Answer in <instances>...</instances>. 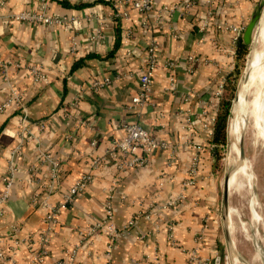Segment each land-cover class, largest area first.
<instances>
[{
	"label": "crops",
	"instance_id": "0c3cea01",
	"mask_svg": "<svg viewBox=\"0 0 264 264\" xmlns=\"http://www.w3.org/2000/svg\"><path fill=\"white\" fill-rule=\"evenodd\" d=\"M93 1L48 0L50 14L69 19L66 24L49 26L12 19L15 14L36 12L40 0H0V60L6 66L5 72L0 71V104L13 87L21 95L30 121L21 139L18 115L22 110L10 108L0 113V179L11 150L22 145L20 155L14 157L18 170L0 218L3 248L16 247V264H30L33 253L42 248L39 232L45 226L46 208L33 203L32 197L37 190L41 195L47 192L51 180L50 165L40 163L41 150L58 163L49 199L56 205L76 177L89 171L90 158L104 153L111 141L121 137L123 124L136 121L171 146L174 162H169L170 151L155 152L144 166L125 173L111 192L114 168L109 164L99 169L93 183L62 209L55 232L45 245L44 264L65 259L74 247L78 252L72 264H187L188 253L197 246L195 239L203 230L198 257L214 261L220 251V198L209 116L203 109L231 61L227 51L231 33L217 28L216 23L248 21L257 0H217L214 22L205 32H200L197 10L185 19L177 12L172 16L160 12L164 6L180 5L181 0H154L152 11L146 14L121 5L129 13L126 19L113 17L119 10L118 0L90 5ZM194 2L203 12L204 0ZM79 4L83 6L77 7ZM72 18L78 23H70ZM99 28L100 34L95 36L94 30ZM127 30L131 37L124 45ZM117 36L120 43L114 50ZM151 40L158 58L153 99L137 115L126 105L137 90ZM81 59L82 65L73 69ZM169 61L174 63L175 76L170 91ZM31 66L40 67L45 80L32 79L26 71ZM104 76L110 78L109 85L94 89L91 83ZM70 102L76 104L72 107ZM186 113L190 125L183 128ZM41 121L44 130L38 128ZM93 139L97 142L94 148L90 145ZM195 155L200 157L197 175L191 186L183 187ZM31 166H36L33 177ZM180 193L182 200L160 209ZM108 194L117 229L124 230L134 218L111 244L109 262L108 236L103 230L87 233L96 221L104 219ZM14 240L19 243L14 245Z\"/></svg>",
	"mask_w": 264,
	"mask_h": 264
},
{
	"label": "built area",
	"instance_id": "2783aa9c",
	"mask_svg": "<svg viewBox=\"0 0 264 264\" xmlns=\"http://www.w3.org/2000/svg\"><path fill=\"white\" fill-rule=\"evenodd\" d=\"M4 1V0H3ZM217 0H204V10L203 12H199L198 7L194 0H181L180 5L168 7L164 6L160 12H167L169 16H172L173 13L177 12L180 14L182 18H186L193 14V11L196 12V19L200 23V32H205L206 28L210 26L214 22V9ZM48 0H40L39 8L36 12L33 13H21L15 14L12 19L15 21L26 20L32 23H42L44 25H58V24H66L68 23V18L59 17L56 15H52L49 13L47 8ZM119 9L117 12H114V18H122L126 19L129 16L128 11L122 10L121 5L128 6L131 10L140 13L146 14L153 9L154 0H118ZM70 23H78L77 19L72 18ZM101 19L98 18V21ZM102 21V20H101ZM145 23H143L144 25ZM247 21L240 22L238 24H220L216 23L217 28H225L231 33V38L229 42L228 53L230 56L229 67L226 69V73H224L218 81L216 91L214 92L213 97L210 101L206 103L205 108L203 109V114L209 116V131L210 135H212V122L214 119V115L217 111V99L221 95L223 91V86L226 78V74L233 71L235 68V57L237 50V43L241 39V35ZM95 36H99L100 28L94 30ZM175 36V35H173ZM131 37V31L127 30L125 32L123 38V44H128V41ZM128 54L130 51H126ZM157 55H156V44L154 40L148 44L145 50V57L143 59V67L140 70L138 80H137V90L134 95L131 96L130 100L126 105V109L129 112L136 113L137 115L148 105L152 104V94H153V79L156 73L157 66ZM174 63L169 61L166 63V68L169 70L168 76V85L167 89L174 90L175 86V76L172 73ZM6 66L0 60V71L5 72ZM28 75L34 79L45 80V75L43 70L38 66L27 67L26 69ZM110 83V78L108 76H104L99 80H95L91 83L94 89H98L101 87L108 86ZM70 106H74L75 102H70ZM10 108H20L22 110L18 115V123H19V136L24 137L25 131L28 129L30 121L28 119V115L23 107V103L21 100V95L15 90L13 87L8 88L7 97L0 104V113L4 112ZM185 122L183 128L185 126L190 125V120L188 119V113L185 114ZM155 124L160 126V123L154 121ZM38 128L40 130H44L45 122L41 121L38 123ZM122 135L120 138L114 139L109 143L106 147L104 153L96 154L89 160V171L85 173L79 174L76 179L73 181L68 190L63 193L62 199L59 204L53 205L49 202L50 199V191L52 190L53 182L56 177V171L58 168V163L52 156L42 150L39 152L40 155V163H46L50 165V184L47 185V192H44L43 195L39 193V191H35L33 193L32 202L37 203L40 202L45 208L46 213L43 218L44 229L39 232L40 234V243L42 248L33 253L30 257V264H44V257L47 254L46 244L49 242V237L51 234L55 232V228L58 225V218L62 211V209L66 208V206L72 204L75 199L83 193L94 181L95 173L105 167L106 165H112L114 168V176L110 181V185L108 188V192H111L120 182L121 177L127 173L128 171H132L135 169H139L144 166L147 162L151 154L159 151H170L171 146L163 140H158L154 138L151 133L143 127L140 123L136 121L127 122L122 125ZM91 147L94 148L97 146V142L93 139L90 143ZM21 146L17 145L11 150V156L7 161V167L4 175L0 179L1 183V192H0V218L4 215V206L7 204L12 187L15 182V177L17 173V167L14 162V157L20 155ZM173 148V147H172ZM169 157V162H174V158ZM200 157L195 155L192 159L189 175L187 180H185L182 184L183 187H189L194 183L195 177L197 175L198 165H199ZM36 170V166H31L29 168L30 176L33 177V172ZM110 195L108 194V198L105 204V212L104 219L102 221H96L95 227H90L87 233L94 234L97 230H103V232L108 236L109 245L107 246V254L106 257L107 262L110 261V246L116 238L121 237L126 229L132 225L134 218H131L126 225L124 226V230H119L113 224V210L110 203ZM183 199V194L180 193L176 195L171 200L167 201L165 205L161 206L160 209H167L169 207L174 206L178 201ZM204 231V230H203ZM203 231L196 237L197 246L191 249L188 253V261L187 264H214V261L210 258L200 259L198 257V251L200 250L201 244L204 241V233ZM14 245L19 243L18 240H14ZM16 247L13 246L12 249H4L2 242L0 241V264H16L14 255H15ZM78 248L74 247L67 252L65 259L58 261L54 264H72L77 256Z\"/></svg>",
	"mask_w": 264,
	"mask_h": 264
},
{
	"label": "rangeland",
	"instance_id": "374dc122",
	"mask_svg": "<svg viewBox=\"0 0 264 264\" xmlns=\"http://www.w3.org/2000/svg\"><path fill=\"white\" fill-rule=\"evenodd\" d=\"M260 30L261 26L258 27L257 36L253 44L246 48V53L239 64V77L235 85L226 120L225 144L217 148L219 161L217 162L216 175L218 177L220 198L218 210L220 251L217 253L216 258H219L222 264H232V258L235 264H264V138L257 134V139L255 138L254 140L251 137L252 132L250 130L247 131V136L244 139V151L245 160L248 159L254 177L253 189L251 190L250 185L248 186V191L245 187L241 190H235L234 187L229 186L227 205L229 210V238L232 243L233 253L232 251L230 252L226 245L224 223L221 214L222 182L232 167L230 164L231 157L228 139L230 109L237 94L238 84L244 74L250 52L254 48L259 51L261 50L258 43ZM233 219H235L234 222Z\"/></svg>",
	"mask_w": 264,
	"mask_h": 264
},
{
	"label": "bare ground",
	"instance_id": "6f19581e",
	"mask_svg": "<svg viewBox=\"0 0 264 264\" xmlns=\"http://www.w3.org/2000/svg\"><path fill=\"white\" fill-rule=\"evenodd\" d=\"M260 25L258 43L261 50L254 48L250 52L246 63L248 78L245 83L241 84L237 100L232 108L228 136L232 167L227 177L229 178L228 185L234 187L235 190L245 187L248 191L249 185L252 190L254 180L248 159L244 162L237 161L239 138L242 135L245 139L248 130L252 132L251 137L254 140L257 134L264 138V15Z\"/></svg>",
	"mask_w": 264,
	"mask_h": 264
},
{
	"label": "water",
	"instance_id": "95a60500",
	"mask_svg": "<svg viewBox=\"0 0 264 264\" xmlns=\"http://www.w3.org/2000/svg\"><path fill=\"white\" fill-rule=\"evenodd\" d=\"M263 15H264V0H257L254 8L252 9L250 17L247 21L245 29L243 30L242 35H241V42L246 48L250 47L253 44L255 37L257 36L258 27L261 26L260 22L262 20ZM247 78H248V69H247V66H245L244 74L242 75V78L240 79L239 84H238L237 94L239 92L241 84L245 83ZM237 94L233 100V104H232L231 109H230L228 134L230 131V122L232 119V108H233L234 103L237 100ZM237 157H238L237 161H239V162L246 161L245 160V151H244V138L242 135L239 138V142H238ZM228 179L229 178L227 177V174H226V176L224 177L223 182H222L221 214H222V219H223V223H224V237H225L226 245H227V248L231 252L233 248H232V243H231L230 238H229V221H228L229 210H228V205H227L228 204V195H229ZM232 253H233V251H232ZM237 259L240 260V258H238V257H237ZM214 264H222V263H220L219 258H216L214 260ZM232 264H235L233 258H232Z\"/></svg>",
	"mask_w": 264,
	"mask_h": 264
},
{
	"label": "trees",
	"instance_id": "16d2710c",
	"mask_svg": "<svg viewBox=\"0 0 264 264\" xmlns=\"http://www.w3.org/2000/svg\"><path fill=\"white\" fill-rule=\"evenodd\" d=\"M97 2H100V0H95L93 2H90L89 4H95ZM83 6L82 4L77 5V7ZM118 20V19H117ZM117 40L115 42V48L116 50L119 47V39L120 37H116ZM113 53L110 52L108 55H111ZM246 53V47L242 44L241 39L237 43V50H236V57H235V68L232 72L226 74L223 91L221 95L217 99V111L214 115V119L212 122V143L214 144L215 148V154H214V161H215V170L217 167V162L219 161V156L217 153V148L220 145L225 144V127H226V120L229 114V108L231 104V100L233 98L235 85L237 83V79L239 77V64L242 61L244 55ZM83 63V59L75 62L72 66L73 69H76L77 67L81 66Z\"/></svg>",
	"mask_w": 264,
	"mask_h": 264
}]
</instances>
